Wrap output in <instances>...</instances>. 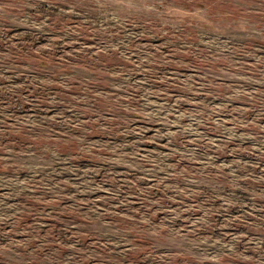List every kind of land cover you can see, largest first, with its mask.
<instances>
[{"label": "rangeland", "instance_id": "1", "mask_svg": "<svg viewBox=\"0 0 264 264\" xmlns=\"http://www.w3.org/2000/svg\"><path fill=\"white\" fill-rule=\"evenodd\" d=\"M0 264H264V0H0Z\"/></svg>", "mask_w": 264, "mask_h": 264}]
</instances>
